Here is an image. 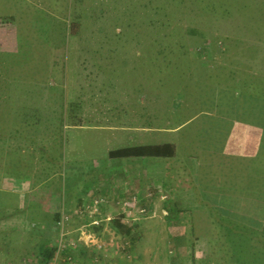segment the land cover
<instances>
[{"label": "rangeland", "instance_id": "obj_1", "mask_svg": "<svg viewBox=\"0 0 264 264\" xmlns=\"http://www.w3.org/2000/svg\"><path fill=\"white\" fill-rule=\"evenodd\" d=\"M210 1L223 10L204 8ZM176 7L174 19L167 0H0V16L14 15L0 26V205L18 204L20 195L5 192L15 191L11 183L29 184L21 204L24 228L48 222L50 264L94 258V264H264V222L261 230L239 222L227 234L218 216L183 193L193 190L190 176H183L190 175L191 157L200 178L222 165L211 153L221 138H203L216 125L214 134L223 136L226 119L205 121L201 89L208 104L219 90L249 93L264 79V0H185ZM158 24L176 28L175 36L160 37L170 43L160 53L157 47L168 42L155 41ZM71 103H78L74 112ZM133 108L141 120L132 121ZM142 130L156 143L173 142L175 157L109 158V150L137 144ZM256 158L253 165L264 176V137ZM133 164L141 169L140 188L125 196L145 201L149 213L120 235L105 220L120 204L113 209L105 191ZM166 199L176 203L178 220L170 218ZM56 209L61 218L53 224ZM95 217L99 226L91 224ZM83 231L118 243L133 235V256L116 254L115 247L94 250ZM18 240L2 248L0 264H11L8 254Z\"/></svg>", "mask_w": 264, "mask_h": 264}, {"label": "trees", "instance_id": "obj_2", "mask_svg": "<svg viewBox=\"0 0 264 264\" xmlns=\"http://www.w3.org/2000/svg\"><path fill=\"white\" fill-rule=\"evenodd\" d=\"M170 4L169 11L172 12L174 19L179 16L180 8L176 5L185 0H167ZM204 8L222 9L217 8L214 1L206 3ZM159 2H157V8L154 7V15L159 11ZM172 8V9H171ZM230 6L226 5L225 12H229ZM223 10V9H222ZM170 13V12H168ZM166 16V14H165ZM164 16V17H165ZM152 18V7L151 15ZM149 17V18H150ZM13 16L0 17L2 24L7 25L12 22ZM151 28H155L152 20H149ZM75 27V34L78 31V27ZM176 28L172 29L167 27L165 30L162 24L156 25L155 35L158 42H168L167 45H159L157 47V53L162 51L170 45L169 41L161 36H175ZM189 33L194 34V29L189 28ZM172 33V34H171ZM173 44V42H172ZM171 44V45H172ZM260 77H257L258 80ZM3 85V84H1ZM217 91L216 87H213ZM202 90V96L199 97V103L202 106L201 111L205 115V121L213 122L215 120L226 119V130L224 135L214 134L217 131L219 125H216L212 130L210 129L209 136L203 138L204 140L213 139L215 136L220 137L218 141L217 149H213L211 153L220 156L221 161L218 163L222 164L217 173L214 176L209 175L206 172L205 175L200 178L198 176L200 164L194 159L190 158V175L184 174V178L188 179V176L192 181L187 182L192 186L193 190H186L183 193L188 194L192 201L198 200L201 205L205 206L211 212L212 217L218 216V221L223 223V228H234L239 222L244 227L245 223L248 222L254 230H261L264 222V197L262 191L264 189V176L261 171L253 165L257 159L259 145L264 137V79L258 80L256 83V89L253 92L245 93L240 89L236 90L237 94L231 91L228 93V89L219 90L213 96H208L210 100L208 104L203 101L204 89ZM206 100V99H205ZM12 103V102H11ZM72 112L78 109V103H71ZM24 115V112H20ZM24 118V117H23ZM74 118V117H72ZM80 121V120H79ZM212 128V126L210 125ZM176 155V145L173 142H162L155 144H140L132 146H123L108 151L109 158H143V157H154V158H173ZM229 157H236L233 161H228ZM225 159L228 162H225ZM235 162V163H234ZM248 162V163H247ZM250 165V166H249ZM206 177V178H205ZM166 179V177H165ZM4 179L0 178V184ZM215 180V184L213 181ZM10 181L7 179L6 183ZM201 181L206 185V188H201ZM13 182V181H12ZM20 186H15L11 183L10 189L15 191H9L5 189L6 193L18 194V204L12 206L0 205V251L6 254L3 249L6 248V244L13 242L14 238H18L19 244L14 247L8 254L9 259L12 261L11 264H50V260L53 255L52 239L46 236V231L50 230L45 227L48 224L46 221L44 226L35 227L32 231L24 228L26 218L23 214L26 210V202L22 204V201H27L25 195L28 192L29 184L23 181L16 182ZM164 185L165 182H162ZM23 184V185H22ZM201 185V186H200ZM211 185L212 188H208ZM17 188H21L19 191ZM203 189L208 195L206 199L201 197ZM210 190L213 192L210 193ZM253 195V196H252ZM246 199H250L249 203ZM36 206L31 204V208ZM174 206V207H173ZM164 207L172 213L170 214L171 219L178 220L181 217L180 210L177 209L176 203L170 205V203L164 204ZM12 209L10 213L8 209ZM23 208V209H22ZM53 209V208H51ZM149 209V207H147ZM51 213V223L56 224L61 218L60 210ZM220 215V216H219ZM122 215H116L111 219V226L117 234L127 235L131 227L128 224L121 222ZM247 225L248 227H251ZM32 229V228H30ZM96 229H98L96 227ZM240 232L241 229H238ZM28 232V233H24ZM37 235H36V234ZM132 249L133 243L136 241L132 235L130 238ZM28 246L23 249L24 246ZM3 248V249H2ZM66 257L69 256L67 250L64 251ZM7 255V257H8Z\"/></svg>", "mask_w": 264, "mask_h": 264}, {"label": "built area", "instance_id": "obj_3", "mask_svg": "<svg viewBox=\"0 0 264 264\" xmlns=\"http://www.w3.org/2000/svg\"><path fill=\"white\" fill-rule=\"evenodd\" d=\"M96 202H97V200L94 201V203H96ZM85 206L86 205H82V207H80L78 213H82L84 211ZM93 210L96 212L97 208H95ZM95 212H93V213H95ZM146 212H147V207L145 205H141L140 200L137 199L133 195L131 198H129V200H126L123 203V207H122V211H121V215H122L121 222L128 224L130 221L137 220L140 215H143ZM148 213H149V209H148ZM96 218L97 217H95V219H93L91 221V224L94 226H99L100 221ZM112 218L110 216H108V217H106L105 220L111 221ZM62 219H68V217L66 216ZM113 233H116V232H113ZM83 235L86 238L85 240L83 239L85 245L93 246L94 250H96V249L106 250L110 247H115V253L116 254L122 255V256L127 257V258H131L133 256V252H132L133 249H132L131 242L129 240H124V241H121L118 243V242L114 241L113 237L102 239V238L96 237L95 234H93L91 232H85V231H83ZM115 237H117V236H115ZM103 255L105 256L106 254L103 253ZM95 261H97V258H94L88 264H94ZM100 264H107V263L103 262Z\"/></svg>", "mask_w": 264, "mask_h": 264}, {"label": "crops", "instance_id": "obj_4", "mask_svg": "<svg viewBox=\"0 0 264 264\" xmlns=\"http://www.w3.org/2000/svg\"><path fill=\"white\" fill-rule=\"evenodd\" d=\"M13 14H9V16H12ZM14 16V15H13ZM1 17V16H0ZM2 17H7V16H2ZM0 26H4V24L0 25ZM24 107V105H23ZM132 114H131V118L132 121L134 122L135 119H140L141 120V116L142 113H139V109H138V113L135 112V109H130ZM146 125V124H145ZM142 134L138 135V142L135 145H140V144H155L156 141H154L153 139H151L150 137H152V135H149L148 131L146 130H142ZM136 136L134 135V141H136ZM141 138H143V140H141ZM122 141V139H121ZM129 140H126V143H128ZM135 143V142H134ZM132 146V145H131ZM125 172L126 174L124 176H122V178H120L119 180H117V182L113 185V186H109L107 187V190L105 191V193H107L108 198H107V202H109L113 209L116 208L115 203H119L120 205H118L117 209L115 212H117V215L121 214L122 211V207L121 204H123L126 200H128L129 197L125 196V195H129L130 196V192H135L136 189L140 188V183H141V169L139 166H135V164H133V166L131 167V169H128L125 167ZM146 172V176L145 177H149L148 170L145 171ZM146 178V179H147ZM151 179V178H150ZM119 193H118V192ZM172 193V192H171ZM170 197V193L168 194ZM125 196V197H124ZM147 200V199H146ZM164 202H168L167 199ZM140 204L141 205H145L146 207H148L147 203H145V201L140 199ZM150 206V204H149ZM233 233V229L232 228H228L226 233ZM133 249L135 250V247L133 245ZM137 250V248H136Z\"/></svg>", "mask_w": 264, "mask_h": 264}]
</instances>
